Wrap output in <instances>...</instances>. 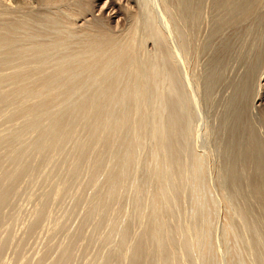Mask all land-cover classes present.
I'll use <instances>...</instances> for the list:
<instances>
[{
    "label": "bare ground",
    "instance_id": "1",
    "mask_svg": "<svg viewBox=\"0 0 264 264\" xmlns=\"http://www.w3.org/2000/svg\"><path fill=\"white\" fill-rule=\"evenodd\" d=\"M169 1L0 0V227L27 179L26 189L46 185L36 194L32 229L66 197L73 215L81 210V223L103 229L91 241L99 251L88 264H264L263 221L258 225L244 204H231L227 192H220L226 213L220 245L215 241L221 208L209 156L194 149L199 106L190 70L191 41L203 23L212 20L218 34L231 28L229 43L242 53L235 56L248 60L252 106L264 112V0ZM261 139H251L256 173L247 178L251 188L244 185L264 215ZM235 172L234 192L241 193ZM60 220L51 234L64 233L66 242L48 245L46 264L74 257L75 233Z\"/></svg>",
    "mask_w": 264,
    "mask_h": 264
},
{
    "label": "rangeland",
    "instance_id": "2",
    "mask_svg": "<svg viewBox=\"0 0 264 264\" xmlns=\"http://www.w3.org/2000/svg\"><path fill=\"white\" fill-rule=\"evenodd\" d=\"M173 1L174 0H172L171 2H173ZM176 1L177 0H175L172 4H176L177 3ZM210 2H212V1L208 0V4ZM210 5H212V3ZM208 8H210V7H208ZM208 8H207V10H208ZM209 10H211V9H209ZM210 18L212 19V16ZM211 21H210V23H211ZM210 23H207V21H205L203 23V25H202L203 28L201 30L203 31V33L206 32V29L208 30L206 32V34L205 33L204 34L201 33L202 31L198 32L199 34L196 35L197 36L196 39H192V41H191V44H192L193 41L195 40L196 44L195 43L192 44L193 47H194V48L193 47L192 48H193V50L195 52V56H192L193 58L191 59L192 62L190 64V70H191L192 81H193L192 88L194 89L193 91L195 92L196 102H198L197 106H199V109L197 108L198 109L197 110L198 113H197V117H196L197 121L195 120V130L197 132L196 133L197 136L195 137V141H194V146H195L194 149L196 148V151H198L200 153H203L206 150V152H204V154L208 155L209 159H210L209 160L210 162H209L208 176L211 178V179L210 178L209 179L213 183L212 184L210 182L212 184V186L213 185L215 186L214 187V189H215L214 190V194L215 193L216 194L214 196L218 200V203H219L218 204L219 205L218 209L221 208V210H218L217 221H216L217 224L215 225V229L216 228H219V229H216L214 231L215 241H216L217 245H220V240H221L220 239L221 238L220 235H221V228H222L221 226H222L223 219H224L223 217L225 215L224 212L226 213V210H225L226 206L224 207V205H226V204L223 203L224 201H221L222 200V196H221L222 194L221 193L224 194V192L225 193L227 192L230 195V196L228 195V197H229V200H231V202H232L231 204H233L235 202L237 203V204L235 203L236 205H238V203H239L240 206H242L241 204H244L243 206L245 207L246 210H249L248 212L254 218V221L257 224L261 223V221H263L261 224L264 225L263 224L264 220H262V218L264 219V217H263L264 215H262V211L260 210V207H259L260 206L259 205L260 201L259 200L257 201V199H259V198L254 197L253 194L250 193L251 191H250L249 188H251V187L248 186V183H246V182H249L252 179L251 177L253 176V174L256 173V172H254V168H255V166H254V158L249 155V153H250L249 149H250L251 143H252L251 139H253V137L256 136V134H257L258 138H260V139L262 138L263 139L262 142L264 143V112L256 109V107L252 106V102H253L252 96L254 97L253 94H254V91H256V90L254 89V86L252 85V83H247V82H249V80L246 79V78H248V77H246L247 76L246 73H247V65L248 64L245 63L247 57L244 54L245 51H243V49L244 50L246 48L249 49L248 45L246 46V48L242 49V51L244 52L243 53L244 56L242 55L241 57L242 58L244 57V58L243 59L241 57L238 58V56H240L242 53H239L238 51L235 52L236 50L240 49V48L236 49L238 47V45L235 44L237 46V47L235 46V48L233 47L234 45L233 46L231 45L233 40H234V35H233L234 32L232 33L233 36H231V32H232L231 28L226 30V28H228V27H226L225 29L223 28V30H219V32H220L219 34H221L223 36V39H222V36H221V39H219L220 37H218V36H220V35L217 33V31H215V32L213 31V28H214V26L212 24L213 22L211 23V25H209ZM210 27H212V29ZM224 30H225V32H224ZM229 31H230V34H227ZM210 33H212V34H210ZM209 34L214 36L215 38L214 37H209L210 36ZM224 34H226V37H225ZM198 35H199V37L201 36L202 38L198 39ZM211 38H213V39L211 40ZM228 38H230L232 40H229ZM201 39H203L205 41H202ZM206 41H207V43H206ZM209 41H210L211 45L209 44ZM220 41L222 43L224 42V44H222ZM198 42L200 43V46L196 47L197 45H199ZM205 43H206V46L207 45L211 46L212 48H210V49H212V50L208 49L209 48L208 46L207 47L204 46ZM202 44H204V45H202ZM223 45L225 47H223ZM229 45H231V46H229ZM200 47H202V48H200ZM204 47H206V48L203 49ZM219 47H221L222 49L221 48L219 49ZM197 48H199V49L196 50ZM214 48H216V49L214 50ZM225 48H227V50H229V51L223 50ZM230 49H232V50H230ZM247 49H246V51H247ZM194 52H192V55H193ZM208 52L211 53V54H214V53L215 54L211 56V54L209 55ZM216 53H217V55H218V53H221V57H220V55L217 56ZM235 54H237L238 56H235ZM223 55H226L227 57H225V56L223 57ZM229 55L231 56L230 58H229ZM198 56H200V58ZM213 57H215V58H213ZM217 57H218V62H219V60L220 61L222 60L221 63L217 62ZM195 65H196V67H195ZM217 65H219V66L217 67ZM195 68H197V69H195ZM220 71H222V72H220ZM203 74H204V76H203ZM211 75H213V76H211ZM215 75H216V77H214ZM195 76L198 77L199 81L197 80V78ZM208 77H209V79H208ZM195 78H196L197 83L195 81ZM197 93H198V95H196ZM240 96H241V98H239ZM248 97H250V98H248ZM241 99H242V102H241ZM238 100H240V101H238ZM238 102H240V103H238ZM237 109H238V111H236ZM241 110H242V112H241ZM244 113L247 116H245ZM241 114H243V116ZM239 115H240V118H239ZM199 116H200V120L199 121L201 123H199V121H198ZM201 116H202V118H201ZM235 116H237L238 118H236ZM233 121H235V123ZM248 123L249 124L251 123L252 125L251 124L249 125ZM239 125H241L242 127L239 126ZM252 127H253V129H252ZM251 129H252V132L254 131V133H252V134H251V131H250ZM237 131H239V133H237ZM246 133H248V134H246ZM234 134H235L236 137H234ZM251 136H253V137H251ZM208 139H210V140H208ZM239 139H241V140H239ZM231 142L233 144L234 143L237 144V146L236 145L232 146ZM241 146L243 148H241ZM197 148H198V150H197ZM203 149H205V150H203ZM240 158L242 160H240ZM248 163L249 164L251 163V164L249 165ZM240 167H243V168H240ZM235 170H238L240 172L239 174L242 175V176L240 175L241 177L239 176V178L241 179L239 181H241L242 182L241 184H243V185H241L239 187H240L241 190L243 189V191H241V193H239V191H238L239 194L234 192L235 191L234 190L235 186L232 184V183H234L233 180H234V178L237 175L236 174L237 172H235ZM247 178H249L250 180L248 181ZM242 179H243V181H245V183L242 181ZM23 181H24V183H23ZM23 181H21V183H20V188L22 187L20 190L21 191L23 190L25 193L23 191L22 192L20 191L21 195L19 196V194H18V196L16 195L17 198L15 196V198L13 197V199H12L13 201L11 202V205L13 204V206L9 205L4 210L5 211V215L7 214L8 216L7 217L5 216V220H4L3 223H5L6 220H8V221L5 223L6 226H5V224H3L4 226L1 225V227H0V235H2V237L4 235V237H3L4 239L3 238L1 239L0 247H1L2 242L3 241L6 242V240H8V242H6L8 245L5 244V246L2 247V252L4 251L5 253L1 252L0 264L1 263L2 264H5V263L6 264H17V263L18 264L19 263L20 264H34L35 262H36L35 264H46L47 261H48L47 260V256H44L43 254H44V251L47 250L48 245H51L53 242H54L53 244L55 245L56 242H59V240L61 241L59 243L66 242V238H64L65 237L64 233L63 234H62V232L61 233L60 232L56 233L54 231L55 235L51 234L53 232V230H54L53 226H55L57 221L59 222L60 219H62V220H60V222L63 221V220H64L63 222L66 221L65 223L69 222V223H67V228L69 229V231L72 229L71 231L73 233H75V235H74L75 246L73 245V256L74 257L72 258L70 264H88V262L90 261L89 260L90 256H92V257L94 256L93 258H95L96 257L95 255H97V252L99 251V247H98L99 245L97 246L98 243L95 242V243H97L95 245L94 242H93L94 245L92 246V244H91L92 242L91 241H92V239H94L93 241H96V239L99 238V235L103 231V229L96 228L92 224V222H87V223H84V224L81 223V221H80V219H81L80 218L81 217L80 211L81 210L78 211V209H76L75 211H77L79 213H76L74 211V215H73V213H72L73 207L71 206V204H73L71 202L72 198H68V197H66V199L63 202L55 201L54 202L55 205L53 203V205L50 208L51 211L49 212L48 215H46V218L43 217L41 219V221L38 223V226H35V228L32 229L31 227H29L30 226L29 224H32L34 222V220H35L34 218H36L35 217L36 213H35V210H34L36 208H34V207H35V204H36L37 200L39 201V198L38 199L36 198V197H39V196H37L36 194L40 193V191L42 189L44 191V189H46V185L44 183L41 184L42 182L39 183V181H38L37 183H35L36 185H34V183H33V186L30 185L33 188H27L26 189L24 187H28L30 182H27V179H25ZM26 183H28L27 184L28 186L25 185ZM21 184H23V185L21 186ZM30 184H32V183H30ZM244 184H246L249 188L246 185H244ZM41 185L44 186V187L42 188ZM39 187H40V189H39ZM219 188H220V190H219ZM224 189L226 191H224ZM43 191H41V193H43ZM28 192L30 194L32 193V195L28 194ZM226 194H224V195L226 196ZM244 194H245V197H244ZM29 195H30V197H29ZM233 195H235V197ZM238 195H240V196H238ZM249 196L253 197L252 202H251ZM217 197H219L220 200ZM247 197H249V200L247 199ZM25 198H27V199H25ZM33 198H34V200H31ZM70 202H71V204H70ZM185 202L183 203V205L187 203V202L186 203ZM254 203H255V205H254ZM69 206L72 207V208L70 209ZM63 208H65V209H63ZM68 208L71 211H67ZM64 210H65V212H67L66 214H65ZM8 213H10V215ZM68 213L70 215H68ZM9 216H11L12 218L9 217ZM78 216H80V217H78ZM66 217H69V218L66 220L65 219ZM9 218H10V222H9ZM13 221L15 223H13ZM50 222H51V224H50ZM48 223H49V225H48ZM258 225H260V224H258ZM7 227H9V228L7 229ZM8 230H9V232H8ZM30 230L33 231V232H31ZM45 234H47V235H45ZM215 234L217 235V237H216ZM7 235L8 236L10 235V237H8ZM61 235H63V236H61ZM46 237L47 238L49 237V238L47 239ZM83 237H85L84 239H86V242L89 243V245H90V247L88 245L89 249L87 248L86 242L83 239ZM218 237H220V238H218ZM9 239H11V240H9ZM49 239H50V241H49ZM13 240H14V242H13ZM76 240H79V243H77L78 241H76ZM81 240L83 241V243L81 242ZM9 241H11V243ZM48 243H50V244H48ZM84 244H85V246H84ZM16 246H18V247H16ZM25 246H26V248H25ZM43 246H45V247H43ZM97 247H98V250L96 251ZM219 249H221L223 251L222 247H218V250ZM25 250H27V251H25ZM221 250H219V254H220ZM92 252L93 253L96 252V253H94L95 255ZM7 254H9V255H7ZM45 254H46V251H45ZM42 255H43V257H42ZM79 255H80V257H79ZM220 255H222V254H220ZM44 257H46V258H44ZM92 257L90 259H92ZM17 259L18 260L20 259V260L18 261ZM9 260H11V262ZM44 260H46V262Z\"/></svg>",
    "mask_w": 264,
    "mask_h": 264
}]
</instances>
